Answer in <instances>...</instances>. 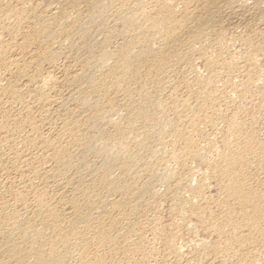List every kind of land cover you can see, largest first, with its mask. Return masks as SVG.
<instances>
[{
  "label": "bare ground",
  "instance_id": "obj_1",
  "mask_svg": "<svg viewBox=\"0 0 264 264\" xmlns=\"http://www.w3.org/2000/svg\"><path fill=\"white\" fill-rule=\"evenodd\" d=\"M248 19L264 0H0V264H264Z\"/></svg>",
  "mask_w": 264,
  "mask_h": 264
},
{
  "label": "rangeland",
  "instance_id": "obj_2",
  "mask_svg": "<svg viewBox=\"0 0 264 264\" xmlns=\"http://www.w3.org/2000/svg\"><path fill=\"white\" fill-rule=\"evenodd\" d=\"M252 19H248L246 22H248V23H246V24H249V27L247 28V29H242L241 28V31H238V30H236V32L235 31H232V32H230L231 33V35H228V36H230V38L228 39L227 38V40H229V46H228V49H230V51L227 49V52H230V53H232V52H235V50H237L238 48L239 49H241L242 48V43H243V39H242V37H240L241 36V34H243V36L245 35V37H246V35H248V36H250V38H252L253 36L251 35V34H253V30L255 29L254 27L256 26V28H257V24L258 23H256L255 21H254V19L251 21ZM251 23H250V22ZM250 27H251V29H250ZM249 30V31H248ZM250 30H252L251 32H250ZM238 32V33H237ZM245 33V34H244ZM249 33V34H248ZM259 36H261V35H259ZM253 37L252 38V43H253V45L254 46H258V47H261L262 48V50L264 49V47H262V46H264V34L261 36V37ZM238 37V38H237ZM263 37V38H262ZM232 38V39H231ZM236 38V39H235ZM257 38V39H256ZM231 39V40H230ZM242 39V40H241ZM259 39V40H258ZM233 40V41H232ZM236 40V41H235ZM241 41L242 43H240L239 41ZM230 41H232V42H230ZM263 41V42H262ZM233 42H235V43H233ZM237 42V43H236ZM232 43H233V46H231L232 45ZM259 44V45H258ZM262 44V46H260ZM237 45H238V47H237ZM231 47V48H230ZM232 47H233V49H232ZM237 47V48H236ZM236 48V49H235ZM238 49V50H239ZM264 51V50H263ZM263 54H264V52H261V55L259 56V58H258V62H257V64H256V68L258 67V68H262V67H264V56H263ZM263 56V57H262ZM261 58V59H260ZM261 61H260V60ZM263 61V62H262ZM257 65H260V66H257ZM199 67H201V64L199 63ZM255 70V69H254ZM255 71H257V70H255ZM256 90V91H255ZM259 91H260V89H258V91H257V88H254V90H252V96H250L249 97V99H251L252 101L255 99V101H253L254 103H255V105L254 104H247V105H245L244 107L246 108L245 110H244V108H243V111L240 113L241 115H239L238 117H240V121L242 120V122H245V125L248 127L247 129H246V132H250V133H253V134H251V135H255V140H256V142H258V141H264V98H261V97H257V96H259ZM255 93V96L253 95ZM257 93H258V95H257ZM257 98V99H256ZM251 100H249V101H251ZM257 102V103H256ZM262 103H263V105H262ZM258 104V105H257ZM253 105H254V108H253ZM262 107H261V106ZM249 106H250V109H249ZM251 107H252V109H251ZM259 107V108H258ZM257 109V110H256ZM255 110V111H254ZM244 111L246 112V113H244ZM253 111V112H252ZM244 113V114H243ZM253 113V114H252ZM249 123V124H248ZM253 127V128H252ZM254 131V132H253ZM262 134V135H261ZM257 137V138H256ZM253 172H255V171H253ZM261 174V173H260ZM260 177V180H261V178H262V174L259 176ZM257 181V180H256ZM256 183V182H255ZM161 211H163V212H161ZM166 214H165V213ZM160 217H161V219H162V221L164 220V221H168L169 220V218L171 217V213L165 208L164 210H160ZM163 215V216H162ZM164 218V219H163ZM163 221V222H164ZM206 237H209V236H206Z\"/></svg>",
  "mask_w": 264,
  "mask_h": 264
}]
</instances>
